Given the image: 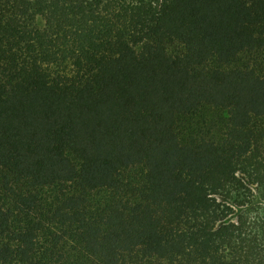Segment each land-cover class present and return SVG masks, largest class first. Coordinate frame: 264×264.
Masks as SVG:
<instances>
[{
	"label": "trees",
	"instance_id": "obj_1",
	"mask_svg": "<svg viewBox=\"0 0 264 264\" xmlns=\"http://www.w3.org/2000/svg\"><path fill=\"white\" fill-rule=\"evenodd\" d=\"M0 264H264V0H0Z\"/></svg>",
	"mask_w": 264,
	"mask_h": 264
},
{
	"label": "rangeland",
	"instance_id": "obj_2",
	"mask_svg": "<svg viewBox=\"0 0 264 264\" xmlns=\"http://www.w3.org/2000/svg\"><path fill=\"white\" fill-rule=\"evenodd\" d=\"M224 119L223 114H218L212 111H205L199 116H194L191 118H185L183 121V125H181L177 132L181 140H184L187 138L188 135H196L198 133L200 126L204 127V133L207 131V126L211 125L215 127L210 132V138L216 139L221 134L219 128L217 126L221 125ZM132 174L139 172V170H133L131 171ZM131 174V173H130ZM131 174V175H132ZM42 245H44V249L47 246L46 242L42 241ZM66 247L63 248V250L70 252L71 246L70 244H65Z\"/></svg>",
	"mask_w": 264,
	"mask_h": 264
}]
</instances>
